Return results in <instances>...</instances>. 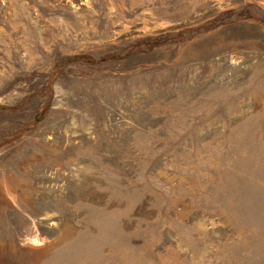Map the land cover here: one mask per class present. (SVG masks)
Returning a JSON list of instances; mask_svg holds the SVG:
<instances>
[{
    "label": "rangeland",
    "instance_id": "374dc122",
    "mask_svg": "<svg viewBox=\"0 0 264 264\" xmlns=\"http://www.w3.org/2000/svg\"><path fill=\"white\" fill-rule=\"evenodd\" d=\"M0 264H264V0H0Z\"/></svg>",
    "mask_w": 264,
    "mask_h": 264
},
{
    "label": "trees",
    "instance_id": "16d2710c",
    "mask_svg": "<svg viewBox=\"0 0 264 264\" xmlns=\"http://www.w3.org/2000/svg\"><path fill=\"white\" fill-rule=\"evenodd\" d=\"M85 60H88L87 58Z\"/></svg>",
    "mask_w": 264,
    "mask_h": 264
}]
</instances>
